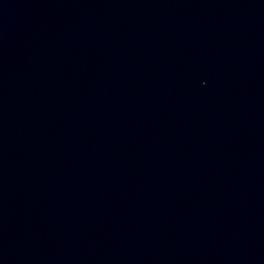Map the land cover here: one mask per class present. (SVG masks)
<instances>
[{
  "label": "water",
  "instance_id": "obj_1",
  "mask_svg": "<svg viewBox=\"0 0 264 264\" xmlns=\"http://www.w3.org/2000/svg\"><path fill=\"white\" fill-rule=\"evenodd\" d=\"M0 264H264V0H0Z\"/></svg>",
  "mask_w": 264,
  "mask_h": 264
}]
</instances>
